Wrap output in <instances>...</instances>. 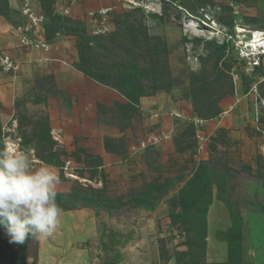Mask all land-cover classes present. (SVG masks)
Instances as JSON below:
<instances>
[{
    "label": "rangeland",
    "instance_id": "rangeland-1",
    "mask_svg": "<svg viewBox=\"0 0 264 264\" xmlns=\"http://www.w3.org/2000/svg\"><path fill=\"white\" fill-rule=\"evenodd\" d=\"M204 17L261 29L264 0H0V147L54 166L79 226L0 227V264H264V61Z\"/></svg>",
    "mask_w": 264,
    "mask_h": 264
},
{
    "label": "clouds",
    "instance_id": "clouds-1",
    "mask_svg": "<svg viewBox=\"0 0 264 264\" xmlns=\"http://www.w3.org/2000/svg\"><path fill=\"white\" fill-rule=\"evenodd\" d=\"M204 24L212 19L200 18ZM233 27V25H232ZM221 29L216 39L230 43L233 31ZM231 35L228 38L227 35ZM235 47V45H234ZM261 67H256L258 69ZM59 175L54 166L34 167L31 150L5 144L0 147V227L10 243L23 244L30 236H50L59 226L62 208L56 199Z\"/></svg>",
    "mask_w": 264,
    "mask_h": 264
},
{
    "label": "bare ground",
    "instance_id": "bare-ground-1",
    "mask_svg": "<svg viewBox=\"0 0 264 264\" xmlns=\"http://www.w3.org/2000/svg\"><path fill=\"white\" fill-rule=\"evenodd\" d=\"M153 5L149 4L148 7H152ZM192 17V16H191ZM185 19V18H184ZM200 19L197 18H191L188 20H185L184 27L185 29H189L193 32L195 35L203 34L204 29L211 31L208 34H221V28H219L216 23L214 22H206L207 24H204L203 21H199ZM232 31L233 34L236 35V38L234 40H231L232 43H234L235 47L237 48L238 53H241V55H238V57L242 55H246L247 53L251 54L253 52H256V48L260 44V39L262 38L261 35L264 34V28H249L245 25L236 24L234 25ZM226 32V30H225ZM205 33V32H204ZM207 34V33H206ZM242 37V39H240ZM241 40V41H240ZM240 41V43H239ZM244 58V57H243Z\"/></svg>",
    "mask_w": 264,
    "mask_h": 264
},
{
    "label": "built area",
    "instance_id": "built-area-1",
    "mask_svg": "<svg viewBox=\"0 0 264 264\" xmlns=\"http://www.w3.org/2000/svg\"><path fill=\"white\" fill-rule=\"evenodd\" d=\"M24 12H26V11H24ZM29 16L31 17L30 20H32L34 24L37 21L38 22L42 21V19H43L42 16L37 17L36 15L32 16V14H30ZM96 24H97V22H96ZM96 24H94V26L98 27V24L97 25ZM24 29L27 30L28 28L25 27ZM261 36H262V38L260 39V44L258 45V47L255 50L256 52H253L251 54V52L247 53V51H246V55L240 56L242 59H246L247 63L249 64L248 66L250 67V69H255L256 67H261L263 64V61H264V34ZM227 37L232 39V36L230 34L227 35ZM31 42H32V40H31ZM39 43L42 47H46V44H44L42 42H39ZM238 54L241 55V53H238ZM0 62L2 63L3 66H5L4 67L5 70H9L10 67L11 68L15 67V66H12V64L10 63L8 55L2 56L0 58ZM5 144H9L13 147H18V143H16L13 139H11V137H7L5 139Z\"/></svg>",
    "mask_w": 264,
    "mask_h": 264
},
{
    "label": "crops",
    "instance_id": "crops-1",
    "mask_svg": "<svg viewBox=\"0 0 264 264\" xmlns=\"http://www.w3.org/2000/svg\"><path fill=\"white\" fill-rule=\"evenodd\" d=\"M35 53V52H34ZM38 53H39V55H40V53H43L44 54V52H40V51H36V54H34V55H38ZM38 57V56H37ZM72 213V212H71ZM70 212H68V213H65L64 215H62V216H60V218H59V220H61V222H62V224L61 225H63V224H66V226H68V225H73V229L76 227V228H79V226H77V222H75V220H78V217L76 218V219H74L75 217H74V215L73 214H71ZM72 220H74V222L72 221ZM66 221H68V223L66 222ZM70 226V228H72ZM65 226H63V228H64ZM66 230H67V228H66ZM65 230V231H66ZM68 231V230H67ZM88 232H90V231H85V232H81V233H84V235H85V237H87L88 235H89V233ZM59 237H57V239H58ZM51 242H54V241H51ZM58 244V245H57ZM49 246V245H48ZM50 249H48V248H42V252H43V254H44V252L45 253H48V251L49 250H54V248H56L55 250L56 251H58V250H61L62 251V249L63 248H65V244L64 243H62V244H59V243H52V244H50ZM58 247V248H57ZM51 248H53V249H51ZM71 249V251H69V254H71V257L70 258H67V257H65V256H62V261L63 262H68L67 264H72L73 263V256H76V255H72L73 253H77V250H75V252L73 251L74 249L71 247L70 248ZM69 250V249H68ZM82 255L83 254H81L80 256H81V259H82ZM83 260L84 259H82V263H83ZM52 262H54V261H52ZM64 264H66V263H64ZM77 264V263H76Z\"/></svg>",
    "mask_w": 264,
    "mask_h": 264
},
{
    "label": "trees",
    "instance_id": "trees-1",
    "mask_svg": "<svg viewBox=\"0 0 264 264\" xmlns=\"http://www.w3.org/2000/svg\"><path fill=\"white\" fill-rule=\"evenodd\" d=\"M258 69H260V68H258Z\"/></svg>",
    "mask_w": 264,
    "mask_h": 264
}]
</instances>
